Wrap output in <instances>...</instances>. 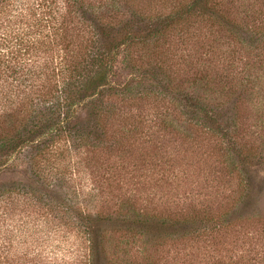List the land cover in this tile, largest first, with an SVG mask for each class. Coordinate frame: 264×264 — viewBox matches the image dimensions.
Segmentation results:
<instances>
[{"label": "trees", "instance_id": "trees-1", "mask_svg": "<svg viewBox=\"0 0 264 264\" xmlns=\"http://www.w3.org/2000/svg\"><path fill=\"white\" fill-rule=\"evenodd\" d=\"M252 1L170 0L174 10L168 12L162 10V0H106L99 10H110L111 17L102 22L98 16L97 34L91 33L89 40L93 41L88 46L74 45L73 34L77 23H88L86 13L94 11L90 0H0V176L9 170V162L10 169H17V161L26 164L34 176L30 180L32 184H26L34 200L53 204L52 197L42 192L48 185L41 173L43 165H51L52 158L59 159L64 153L71 154L72 149L84 148L93 166L99 151L110 148L105 146L106 122L113 115L114 122L118 123L117 132L121 129L118 150L127 154L133 148L138 151L140 148L133 143L156 133L146 131L149 120L145 121L144 114L116 121V116L123 113L117 106L151 102L155 108L157 105L169 108L154 113L152 120L158 121L159 132H169L172 121L167 118L171 108L179 107L188 128L194 127L224 143V147L219 146L227 171L225 176L231 178L237 173V189H242V184L247 188L244 196H238L235 201L231 197L230 202L225 201L224 206L216 208L199 200L197 191L193 195L198 202L187 205L180 218L169 213L141 212L128 201L121 203L120 211L112 215L99 211L86 213L83 254L71 264H161L162 258L151 255L148 245L162 247L179 227L184 230L181 236L184 240L202 244L206 264H222L219 257L222 247L228 243L225 241L231 227L252 222L263 225L264 219L244 218L240 208L253 196L254 182H247L245 170L255 148L237 142L241 131L238 103L225 108L224 99L233 93L237 98L250 97L254 88L260 87V77L254 72L264 66V61L254 62L249 74L236 81L215 69L210 47L205 50L202 45L195 46L198 42L192 46L184 42L185 55L161 54L157 50L145 57L144 64L151 68V78L156 77L148 86L144 81L135 80L120 87L115 73L118 50L127 52L137 45L148 49L153 44L172 40L173 34L180 40H193L198 37L191 30L195 24L208 26L219 36H229L241 51L261 58L264 56V0ZM125 9L129 10L124 12ZM147 24L150 27L146 30ZM196 48L203 50L196 51ZM192 54L199 56L195 58ZM173 56L177 57L175 62H172ZM123 60L124 64L132 62L129 55ZM176 133L181 134L174 128L173 134ZM259 151L264 152V146ZM261 160L264 163V155ZM192 175L191 183L198 186L200 173L196 174L193 168ZM7 192L8 185L1 183L0 208L5 207ZM237 229L232 230L238 235L244 233V229ZM114 234L118 235L114 242L119 245L110 249L108 241H112ZM238 235L232 238L237 236L239 240ZM139 238L146 241L136 256L131 250Z\"/></svg>", "mask_w": 264, "mask_h": 264}, {"label": "rangeland", "instance_id": "rangeland-1", "mask_svg": "<svg viewBox=\"0 0 264 264\" xmlns=\"http://www.w3.org/2000/svg\"><path fill=\"white\" fill-rule=\"evenodd\" d=\"M105 1L90 0L94 11L86 13L89 16L88 23L76 24L73 34L74 45L83 43L89 46L93 41L89 40L92 38L91 33L97 34L95 21L98 16H101L102 22L111 17L110 10L104 8L99 10V6ZM169 1L162 0L164 4L162 10L173 12L174 8L169 5ZM250 5L254 6L252 3ZM128 10L125 9L124 12ZM143 26L139 27L144 31L150 27L148 24L144 26L145 28ZM133 30L136 33V25ZM191 30L198 37L190 41L180 40L173 34L172 40L157 46L153 44L148 49L143 45H137L131 46L127 52L123 49L118 50L115 68L117 84L122 87L137 80L144 81L145 86H148L156 77L151 78L149 73L151 68L144 64L145 57L152 56L157 50L161 54L172 52L173 55L181 56L180 54H184L182 50L187 51L183 47L184 42L189 46L198 42L195 46L202 45L205 50L210 47L209 50H212L210 59L215 61V69L229 74V79L232 77L236 81L242 75L249 74L254 62L264 61V56L258 59L245 50L241 51L238 45L231 42L229 36H219L208 26L195 24ZM237 49L239 52H233ZM125 55H129L132 62L124 64ZM192 55L195 58L199 56ZM173 58L172 62H175L177 57ZM144 70L147 73H143ZM185 70L187 68L184 66ZM254 74L260 77L261 83L260 87L254 88L250 97L237 98V94L233 93L224 100L225 108L238 103L236 107L239 109L237 113L241 131L237 142L255 148L245 170L247 182H254V188L251 190L253 196L249 203L245 202L240 208L244 218L261 220L264 219V163L261 160L264 152L259 151V148L264 146V66ZM130 103L117 106L123 113L116 116V121L134 114H144L145 121L149 120L146 131L156 134L152 136L148 134L146 138L136 140L133 146L137 145L140 148L138 151L133 148L134 151L124 153L125 151L118 150L117 143L121 129L117 132L118 123L114 122L115 115L110 116L106 122L108 134L105 144L110 148L99 151L96 158L98 161L93 166H90L84 148L72 149L71 154L64 153L65 155L59 159L52 158L51 165H43L41 173L48 185L42 192L52 197L53 204L34 200L35 196L31 195V190L26 185L32 184L30 180H33L34 176L30 174L26 164L17 161V169H10V162L7 164L9 170L0 176V184L8 185L5 207L0 208L1 264H71L75 260L79 261L86 243L84 233L86 213L99 211L105 215H112L120 211V205L125 201L135 204V208L141 212L147 210L157 214L169 213L180 218L185 214L187 205L198 202L193 195L197 191L200 194L199 200L212 203L214 208L224 206L225 201L230 202L231 197L234 198L232 201H235L238 196L245 195L247 188L244 184L243 190L239 187L237 189V173L231 175L232 179L225 176L227 171L224 159L220 156L219 146L224 147V143L210 135H203L194 127L188 128V122L181 114L182 109L171 108V114L167 118L172 121V127H168L170 133L159 132L156 129L158 121L152 120L154 113L168 111L169 108H162V105L155 108L151 102L129 105ZM219 109L224 111L220 107ZM131 122L129 119L130 124ZM174 128L181 134H173ZM193 168L196 174L200 173L198 186L195 182L191 183ZM241 169L243 168L238 170ZM56 197L61 199L55 200ZM237 228L244 229V233L239 235L234 233L232 229L238 230ZM229 230L231 231L225 241L228 243L222 247L219 257L222 264H264V220L262 226L252 222L245 226L231 227ZM183 232L184 230L179 227L177 233L170 235L166 239V244L160 248L157 244L148 245L149 252L154 257H161V264L205 263L202 244L189 241L190 239L184 240L181 237ZM235 234L239 240H236L237 236L232 238ZM107 236H110V231L107 232ZM112 238V241H108L110 249L119 245L114 242L118 235L114 234ZM129 240H132L131 237ZM145 241V238L137 239L131 253L138 256Z\"/></svg>", "mask_w": 264, "mask_h": 264}]
</instances>
